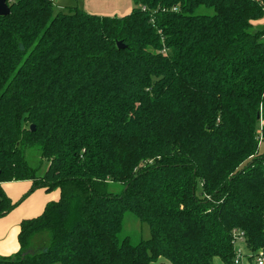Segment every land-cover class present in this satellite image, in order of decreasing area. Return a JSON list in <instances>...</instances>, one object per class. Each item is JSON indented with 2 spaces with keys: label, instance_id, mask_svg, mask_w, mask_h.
Returning <instances> with one entry per match:
<instances>
[{
  "label": "trees",
  "instance_id": "trees-1",
  "mask_svg": "<svg viewBox=\"0 0 264 264\" xmlns=\"http://www.w3.org/2000/svg\"><path fill=\"white\" fill-rule=\"evenodd\" d=\"M6 3L0 217L19 203L2 183L58 196L0 264H234L238 233L246 260L264 253V0H133L121 17ZM126 212L147 239L120 237Z\"/></svg>",
  "mask_w": 264,
  "mask_h": 264
},
{
  "label": "crops",
  "instance_id": "crops-1",
  "mask_svg": "<svg viewBox=\"0 0 264 264\" xmlns=\"http://www.w3.org/2000/svg\"><path fill=\"white\" fill-rule=\"evenodd\" d=\"M72 6H76L75 0H56L53 4L56 11H64L65 8ZM79 8L99 16L121 17L131 12L133 0H82ZM256 24L264 27V17L255 21L254 25ZM31 185L30 180L9 181L1 184L4 194L12 202L19 201V203L0 217V257L14 255L19 250L17 236L21 221L39 215L45 204L58 196V190L48 192L42 187L31 190ZM25 193L27 195L21 199ZM243 259L245 258H242L240 263Z\"/></svg>",
  "mask_w": 264,
  "mask_h": 264
},
{
  "label": "rangeland",
  "instance_id": "rangeland-1",
  "mask_svg": "<svg viewBox=\"0 0 264 264\" xmlns=\"http://www.w3.org/2000/svg\"><path fill=\"white\" fill-rule=\"evenodd\" d=\"M51 1H52V4H55V2H56V0H51ZM81 1L82 0H75V5L80 7ZM66 9L67 8H65L64 10H66ZM198 12L210 14V13H212V10L211 9H205V8L201 7L198 9ZM263 28L264 27L261 26L260 24H256V25H254L253 29L258 30V29H263ZM261 124H262V121L258 124V126H260ZM259 150H260V152L264 153V145L261 144ZM25 156H26V160L30 166L38 168L37 172L39 175H41L45 171L48 163L46 160L41 161L40 154H39V151L37 149H34V148L27 149L25 152ZM112 188L114 190H116L114 186ZM123 236H127L130 239L131 243L136 244L140 240L147 239L149 237L148 225L144 222L139 221L132 213L126 212L124 215V218H123L122 230L120 232V237H123ZM241 245H240V247L243 251V257L242 258H245V259H243V261L240 264H255L254 261L246 260V251H244L243 244H241ZM213 264H222V262L220 261L219 258L216 257L213 260Z\"/></svg>",
  "mask_w": 264,
  "mask_h": 264
},
{
  "label": "built area",
  "instance_id": "built-area-1",
  "mask_svg": "<svg viewBox=\"0 0 264 264\" xmlns=\"http://www.w3.org/2000/svg\"><path fill=\"white\" fill-rule=\"evenodd\" d=\"M237 244H236V254H235V258H234V264H239L242 257H243V251L240 247L243 241L242 237H243V233H238L237 234ZM254 262L255 264H264V253H259V255H257L254 258Z\"/></svg>",
  "mask_w": 264,
  "mask_h": 264
},
{
  "label": "water",
  "instance_id": "water-1",
  "mask_svg": "<svg viewBox=\"0 0 264 264\" xmlns=\"http://www.w3.org/2000/svg\"><path fill=\"white\" fill-rule=\"evenodd\" d=\"M9 7L6 3V0H0V16H6L9 14ZM117 46L122 48V43L117 42ZM257 118H259V115H257ZM33 129V128H32Z\"/></svg>",
  "mask_w": 264,
  "mask_h": 264
}]
</instances>
